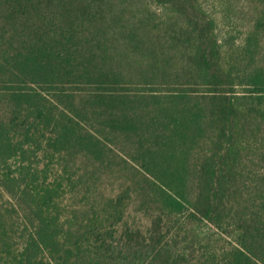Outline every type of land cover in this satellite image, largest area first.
Returning <instances> with one entry per match:
<instances>
[{
  "label": "trees",
  "instance_id": "1",
  "mask_svg": "<svg viewBox=\"0 0 264 264\" xmlns=\"http://www.w3.org/2000/svg\"><path fill=\"white\" fill-rule=\"evenodd\" d=\"M219 1L236 35L199 0H0V264H264V0Z\"/></svg>",
  "mask_w": 264,
  "mask_h": 264
},
{
  "label": "rangeland",
  "instance_id": "2",
  "mask_svg": "<svg viewBox=\"0 0 264 264\" xmlns=\"http://www.w3.org/2000/svg\"><path fill=\"white\" fill-rule=\"evenodd\" d=\"M199 2L203 6V8L205 10H207L213 16V18L217 21L218 31L222 36L225 35L227 32H232V33H234V35H236L239 31H241L242 28L240 25L244 21L234 22L238 25L236 29L233 28V26H231V25H229L231 27V28H229V26H227V24H225L224 19H223V11H222L223 6L221 5L219 0H199ZM236 5L241 6L238 3H236ZM239 15H240V17H242V14H239Z\"/></svg>",
  "mask_w": 264,
  "mask_h": 264
}]
</instances>
